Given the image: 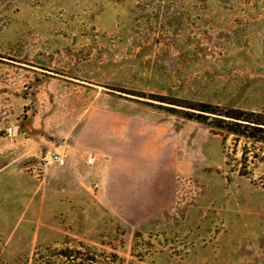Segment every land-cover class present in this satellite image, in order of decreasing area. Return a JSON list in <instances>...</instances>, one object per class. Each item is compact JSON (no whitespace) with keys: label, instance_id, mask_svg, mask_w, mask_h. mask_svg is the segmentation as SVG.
I'll list each match as a JSON object with an SVG mask.
<instances>
[{"label":"rangeland","instance_id":"rangeland-1","mask_svg":"<svg viewBox=\"0 0 264 264\" xmlns=\"http://www.w3.org/2000/svg\"><path fill=\"white\" fill-rule=\"evenodd\" d=\"M129 102L172 120L188 161L174 206L135 226L57 195L43 160L88 110ZM260 123L264 0H0V264H264Z\"/></svg>","mask_w":264,"mask_h":264},{"label":"crops","instance_id":"crops-1","mask_svg":"<svg viewBox=\"0 0 264 264\" xmlns=\"http://www.w3.org/2000/svg\"><path fill=\"white\" fill-rule=\"evenodd\" d=\"M129 104L88 110L69 141V154L62 152L66 163H52L49 177L65 200L92 199L135 226L174 206L177 177L188 161L172 120ZM84 153L92 154L94 163H88Z\"/></svg>","mask_w":264,"mask_h":264},{"label":"trees","instance_id":"trees-1","mask_svg":"<svg viewBox=\"0 0 264 264\" xmlns=\"http://www.w3.org/2000/svg\"><path fill=\"white\" fill-rule=\"evenodd\" d=\"M162 102H169L165 100H159ZM178 106L187 107L190 110H182L184 113V117L187 119H195V121L205 123V124H212L216 128H224L227 131L235 132L239 134V127L245 125L247 127L248 124H243L242 121H250L248 116L242 111H237L232 108H215L212 104L209 103H201L200 105L189 104V105H182L175 102H169ZM174 108V107H169ZM192 109V110H191ZM198 112H195V111ZM209 123H208V121ZM264 124V123H260ZM257 131H264V128L255 127ZM264 142V139H263Z\"/></svg>","mask_w":264,"mask_h":264},{"label":"built area","instance_id":"built-area-1","mask_svg":"<svg viewBox=\"0 0 264 264\" xmlns=\"http://www.w3.org/2000/svg\"><path fill=\"white\" fill-rule=\"evenodd\" d=\"M66 158H67L66 154H63V153L57 152V151H55V152L52 151V152H47L44 155L43 160L46 163L53 162V163H56L58 165H63L67 161ZM86 161L88 163H92V162L94 163L95 158H94V156L92 154H89V155L86 156Z\"/></svg>","mask_w":264,"mask_h":264},{"label":"water","instance_id":"water-1","mask_svg":"<svg viewBox=\"0 0 264 264\" xmlns=\"http://www.w3.org/2000/svg\"><path fill=\"white\" fill-rule=\"evenodd\" d=\"M14 130H16V128H14Z\"/></svg>","mask_w":264,"mask_h":264}]
</instances>
